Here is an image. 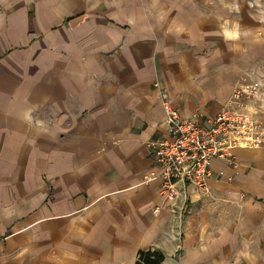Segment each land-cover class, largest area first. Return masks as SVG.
Returning a JSON list of instances; mask_svg holds the SVG:
<instances>
[{"label": "crops", "instance_id": "0c3cea01", "mask_svg": "<svg viewBox=\"0 0 264 264\" xmlns=\"http://www.w3.org/2000/svg\"><path fill=\"white\" fill-rule=\"evenodd\" d=\"M224 20L221 0H0V264H264V147L180 185V224L149 178L165 100L206 122L232 97Z\"/></svg>", "mask_w": 264, "mask_h": 264}, {"label": "built area", "instance_id": "2783aa9c", "mask_svg": "<svg viewBox=\"0 0 264 264\" xmlns=\"http://www.w3.org/2000/svg\"><path fill=\"white\" fill-rule=\"evenodd\" d=\"M241 81L228 103L206 122L199 121V114L182 118L178 107L170 99L163 103L169 138L152 144L158 173H152L149 178H162V194L171 210L178 213L179 224L190 209L187 198L182 200L178 209L176 207L180 185L192 183L198 189H206L213 174L215 158L233 163V149L264 147V119L248 113L244 108L255 98L250 89L254 81L249 78V73ZM154 211L158 212L159 208Z\"/></svg>", "mask_w": 264, "mask_h": 264}, {"label": "clouds", "instance_id": "9594fccd", "mask_svg": "<svg viewBox=\"0 0 264 264\" xmlns=\"http://www.w3.org/2000/svg\"><path fill=\"white\" fill-rule=\"evenodd\" d=\"M221 4L230 13H235L236 15L241 13L242 8L240 0H221ZM248 5L251 9H256L255 12H250L251 17L259 24H264V0H249ZM218 29L219 30L214 31V34L218 37L222 36L227 45L230 43L235 44L251 34V29L243 27L239 20H224L222 23L218 24ZM249 78L254 81L250 89L253 90L252 94L255 99L245 105L244 108L248 113H256L259 110H264V92L260 91L264 89V70L254 69L253 73L249 74ZM256 100L261 101L259 109L256 107ZM32 119L31 112H27L24 116V120L31 123Z\"/></svg>", "mask_w": 264, "mask_h": 264}, {"label": "rangeland", "instance_id": "374dc122", "mask_svg": "<svg viewBox=\"0 0 264 264\" xmlns=\"http://www.w3.org/2000/svg\"><path fill=\"white\" fill-rule=\"evenodd\" d=\"M248 3L249 0H240L242 25L250 28L251 34L247 38L242 39V71L235 87L246 74L253 73L254 69L264 70V24H259L251 17L250 12H255L256 9H251ZM260 91L264 92V89ZM255 103L257 109H259L261 101L256 100ZM252 115L264 119V110H259L256 113H252Z\"/></svg>", "mask_w": 264, "mask_h": 264}, {"label": "trees", "instance_id": "16d2710c", "mask_svg": "<svg viewBox=\"0 0 264 264\" xmlns=\"http://www.w3.org/2000/svg\"><path fill=\"white\" fill-rule=\"evenodd\" d=\"M165 256L159 250H140L136 264H162Z\"/></svg>", "mask_w": 264, "mask_h": 264}]
</instances>
